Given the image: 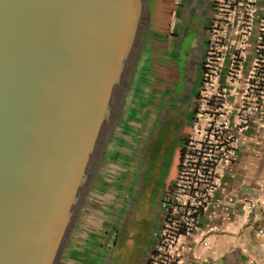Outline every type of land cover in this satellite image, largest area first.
<instances>
[{
    "label": "water",
    "instance_id": "obj_1",
    "mask_svg": "<svg viewBox=\"0 0 264 264\" xmlns=\"http://www.w3.org/2000/svg\"><path fill=\"white\" fill-rule=\"evenodd\" d=\"M146 16V0H0V264L94 261V234L65 249L103 159L142 136Z\"/></svg>",
    "mask_w": 264,
    "mask_h": 264
},
{
    "label": "built area",
    "instance_id": "obj_2",
    "mask_svg": "<svg viewBox=\"0 0 264 264\" xmlns=\"http://www.w3.org/2000/svg\"><path fill=\"white\" fill-rule=\"evenodd\" d=\"M253 31L251 65L232 119L229 88L241 77ZM200 80L193 122L180 150L174 183L162 198L163 212L154 242L142 264H179L174 255L176 245L181 237L198 229L223 173L237 159L241 132L264 102V6L259 8L258 0H213ZM257 204L247 203L245 211L251 213ZM203 244L208 245L206 241Z\"/></svg>",
    "mask_w": 264,
    "mask_h": 264
},
{
    "label": "crops",
    "instance_id": "obj_3",
    "mask_svg": "<svg viewBox=\"0 0 264 264\" xmlns=\"http://www.w3.org/2000/svg\"><path fill=\"white\" fill-rule=\"evenodd\" d=\"M211 2L213 0H178L176 4L175 0H146V26L139 43L134 92L136 100L144 106L143 128L155 118V111L136 95L143 72L149 71L146 75L150 87L160 88L162 93L169 91L181 64V61L176 64L180 48L177 35L186 26L197 36L200 27L211 21ZM258 6H264V0H258ZM175 21H179L181 27L176 26ZM255 36L253 31L247 42L241 77L229 88L232 119L246 85ZM199 49L193 51L190 61L193 70ZM150 71H153L151 75ZM240 138L237 159L223 173L217 191L200 216L198 229L181 237L176 245L174 255L179 264H264V102L250 117ZM252 201L258 204L254 211L247 213L246 205ZM259 229L263 230L262 234L258 233Z\"/></svg>",
    "mask_w": 264,
    "mask_h": 264
},
{
    "label": "flooded vegetation",
    "instance_id": "obj_4",
    "mask_svg": "<svg viewBox=\"0 0 264 264\" xmlns=\"http://www.w3.org/2000/svg\"><path fill=\"white\" fill-rule=\"evenodd\" d=\"M180 24L179 21H175L176 26L181 27ZM209 26L210 23L200 27L199 34H196L198 38L193 36L186 26L177 35L180 48L176 64L178 61H181V64H178L177 78L168 87V92L162 93V89L150 87L146 75L149 71L143 72L136 95L149 109L155 111V118L150 119L144 128L135 155L128 162V170L114 173L122 184L119 189L121 193L110 192L116 198L111 207L114 210L112 214L114 222L106 230L102 241L104 254L94 257L93 264H116L118 255L110 252H113L112 248L119 245L121 247L120 234L127 237L123 244L135 242L139 236L138 230L143 231L149 224L152 211H160L162 198L174 183L178 157L193 122L195 99L201 87L200 79ZM196 48L197 51L199 49V55L196 56L193 70L190 61ZM150 72L151 75L153 71ZM176 154L174 173L170 174ZM153 242L154 232H151L143 263L149 256Z\"/></svg>",
    "mask_w": 264,
    "mask_h": 264
},
{
    "label": "rangeland",
    "instance_id": "obj_5",
    "mask_svg": "<svg viewBox=\"0 0 264 264\" xmlns=\"http://www.w3.org/2000/svg\"><path fill=\"white\" fill-rule=\"evenodd\" d=\"M143 133L144 128L142 130V136L136 142L134 150L129 158L124 157L122 161L121 157L123 156L118 155L120 157L121 163H114L113 161L109 160V157L104 158L101 162L100 167L95 173V180L92 181V184L88 187L87 192L79 202L78 211H80V215L77 219V222L75 223L76 226L69 232L68 240L70 241V244L69 246L67 245L68 247L65 249L66 254H69V248H71L74 244H78L79 246L82 240H85V238L91 234L96 235L95 238H92L94 239L92 245L93 247H87L84 254L88 255V253L86 254L87 251L91 253L92 257H100L102 254H104L102 241L106 234V230L109 229L114 222L112 221V214L114 210L111 207L114 205V199L116 198L112 196L110 192L121 193L119 189L122 187L121 182L118 178H116L114 173H122L125 172L126 169L128 170V162L135 155V150L139 145V140L143 137ZM114 144H112L113 146L111 147H114ZM115 145L118 146V144ZM123 146L124 144L121 143L118 147L123 149ZM106 156H108V153ZM176 162L177 154L175 155V158H173L170 174L174 173ZM159 209L160 211H152L150 222L148 225H146V228L143 231L138 230L139 236L135 242L131 244H123V241L127 239V237L126 235L123 237L122 233L120 234L119 243L122 242L121 247L119 245V247L112 248L113 252H110L111 254L113 253V255H118L116 258L117 261L115 262L116 264L143 263V259L146 257V252L149 247L151 232H154L156 229L160 214L163 212L161 203ZM92 230L95 231L91 232ZM81 245H83V243H81Z\"/></svg>",
    "mask_w": 264,
    "mask_h": 264
}]
</instances>
